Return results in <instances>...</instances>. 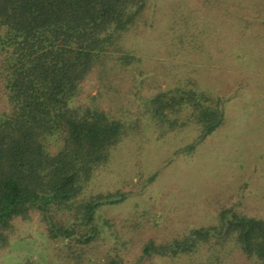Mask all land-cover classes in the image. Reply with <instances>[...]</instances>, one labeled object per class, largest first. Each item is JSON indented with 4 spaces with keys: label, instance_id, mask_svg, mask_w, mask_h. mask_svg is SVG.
<instances>
[{
    "label": "trees",
    "instance_id": "1",
    "mask_svg": "<svg viewBox=\"0 0 264 264\" xmlns=\"http://www.w3.org/2000/svg\"><path fill=\"white\" fill-rule=\"evenodd\" d=\"M156 1L0 0V249L9 245L16 219L38 212L48 236L66 242L71 264H140L155 257L233 264L234 250L252 264H264V217L235 207L221 208L208 226L160 243L147 240L129 262L123 252L129 241L103 213L104 207L126 201L129 193L92 188L127 139L144 140L152 132L161 142L192 127L195 136L174 155L192 154L225 125L233 96L194 77H178L172 85L141 94L152 82L144 77L142 56L127 40L142 26H153L148 11ZM175 19L173 31L179 21L189 23L187 14ZM190 42L182 30L171 39L172 47ZM130 67L137 85L127 94L133 95L135 108L122 99L115 111L105 108L101 98L118 90L108 79L110 72ZM97 69L107 81L81 102L84 82ZM158 175V170L141 173L142 191ZM105 236L112 246L93 259L89 248Z\"/></svg>",
    "mask_w": 264,
    "mask_h": 264
},
{
    "label": "rangeland",
    "instance_id": "2",
    "mask_svg": "<svg viewBox=\"0 0 264 264\" xmlns=\"http://www.w3.org/2000/svg\"><path fill=\"white\" fill-rule=\"evenodd\" d=\"M182 13L189 16L188 25L179 21L171 30ZM148 14L153 26H142L127 40L128 47L142 56L144 77L152 82L141 94L190 76L233 98L225 125L192 154L174 155L195 136L192 127L161 142L148 132L144 140H125L93 183L94 191L121 188L129 193L126 201L103 208L129 241L123 251L129 262L136 260L147 240L160 243L190 228L213 224L223 207L264 217V0H157ZM181 30L191 42L172 47L171 39ZM132 69L110 72L108 79L118 90L100 97L105 108L115 111L117 99L135 108L130 102L133 95L127 94L137 85ZM106 81L95 70L84 82L80 101H89ZM155 170L158 177L142 191L140 174ZM131 220L140 223L125 225ZM65 243L51 239L38 212H33L28 219L15 220L9 245L0 249V264H71ZM112 243L108 236L98 239L89 255L102 258ZM230 257L233 264H252L239 250ZM140 264L194 263L186 257H155Z\"/></svg>",
    "mask_w": 264,
    "mask_h": 264
}]
</instances>
